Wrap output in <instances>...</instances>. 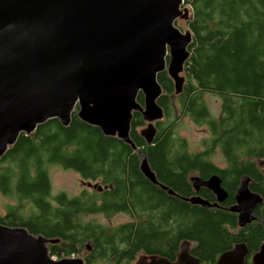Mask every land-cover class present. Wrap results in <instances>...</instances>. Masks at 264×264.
Segmentation results:
<instances>
[{"label": "trees", "instance_id": "obj_1", "mask_svg": "<svg viewBox=\"0 0 264 264\" xmlns=\"http://www.w3.org/2000/svg\"><path fill=\"white\" fill-rule=\"evenodd\" d=\"M192 15L187 20L193 40L184 65L185 83L176 94L166 71L158 74L163 94L158 103L164 117L155 122L150 144L140 134L145 121L134 111L130 136L141 151L117 136L79 118L77 105L69 125L51 118L17 141L0 157V190L18 204L0 214V224L25 226L33 234L59 238L50 254L60 258L91 248L86 264H134L139 253L175 260L182 240L192 242L199 264H212L234 243L244 242L252 252L264 241L259 221L240 228L229 211L241 177L249 176L250 189L262 196L255 209L264 218V0H185ZM221 102L213 115L206 94ZM144 103L143 93L138 99ZM188 117L207 129L201 148L193 150L179 134ZM220 153L224 165L213 161ZM145 156L158 181L177 192L169 194L141 171ZM59 165L97 184L69 197L52 195L49 169ZM208 179L217 174L228 192L221 206L205 208L182 197L198 194L210 201L207 187L198 191L191 176ZM85 181V182H86ZM130 216L106 225L87 220L89 215ZM256 218V219H257Z\"/></svg>", "mask_w": 264, "mask_h": 264}, {"label": "water", "instance_id": "obj_2", "mask_svg": "<svg viewBox=\"0 0 264 264\" xmlns=\"http://www.w3.org/2000/svg\"><path fill=\"white\" fill-rule=\"evenodd\" d=\"M185 0H0V157L21 133H32L51 118L69 125L72 113L117 136L141 154L130 136L134 111L146 126L140 134L154 141L157 120L164 117L158 103L163 87L158 74L166 71L175 93L185 83L184 65L190 56L191 30L175 25L192 11ZM143 93L144 103L137 99ZM141 171L169 194H179L157 180L142 156ZM198 191L207 187L210 201L198 194L182 197L205 208L221 206L228 192L217 174L208 179L191 176ZM241 177L235 202L226 207L237 215L240 228L256 219L262 196ZM96 187L97 184L87 183ZM264 223V218H263ZM59 238L33 234L25 226L0 224V264H86L82 257L55 258L49 244ZM248 248L237 242L214 264H245ZM264 264V242L252 256ZM135 264H199L191 241L182 240L175 260L142 254Z\"/></svg>", "mask_w": 264, "mask_h": 264}, {"label": "rangeland", "instance_id": "obj_3", "mask_svg": "<svg viewBox=\"0 0 264 264\" xmlns=\"http://www.w3.org/2000/svg\"><path fill=\"white\" fill-rule=\"evenodd\" d=\"M182 7H187L190 9V11H192L191 6L188 4L184 3ZM175 25L184 32L189 29L187 21L182 18H178L175 22ZM205 98L212 114L215 116L220 114L221 102L219 97L215 94L207 93ZM145 126L146 124L144 126H141L139 129L141 130ZM179 134L188 139L193 150H199L201 148V140L206 137L208 133L207 129L204 126L196 125L192 120L186 117L184 121H182L181 126L179 127ZM213 161L220 165L225 164L220 153H216L213 156ZM261 164L264 165V161H262ZM49 173L53 196L58 194L59 192H65L69 197H73L79 194L83 189L89 187L87 184L88 181L83 180L77 172L69 169H64L59 165L51 166L49 169ZM16 204H18L17 198L11 195H5L0 190V214H6L8 211V207L10 205ZM86 219L89 221L94 220L96 222L106 225H117L122 222L128 221L130 219V216L121 212L113 214L111 217H107L101 214L89 215ZM90 249H84L81 253L69 255V257L76 256L84 258L86 254L89 253ZM141 255L142 254L139 253V255H137L136 258L133 260V263H136ZM53 257L58 258V256L56 255H53ZM63 257H67V255L63 254L60 258Z\"/></svg>", "mask_w": 264, "mask_h": 264}, {"label": "flooded vegetation", "instance_id": "obj_4", "mask_svg": "<svg viewBox=\"0 0 264 264\" xmlns=\"http://www.w3.org/2000/svg\"><path fill=\"white\" fill-rule=\"evenodd\" d=\"M257 218V217H256ZM259 221V223H261V224H263V226H264V223H263V218H257V219H255V220H253V222L254 221ZM60 242H61V239H60ZM59 242V243H60ZM262 242H264V241H262ZM261 242V243H262ZM261 243H260V245H261ZM247 245V244H246ZM260 245H259V247L257 248V250H255L254 252H252L251 253V251L248 249V255H247V257H246V259H245V264H253L252 263V256L254 255V254H256L257 252H259V250H260ZM247 248H248V246H247ZM88 249H90V248H88ZM191 249H192V242H191ZM141 254H144V253H141ZM139 255V254H138ZM147 255V254H146ZM196 257V256H195ZM197 258V257H196ZM199 259V258H198ZM216 262V261H215ZM135 264V263H134ZM213 264V263H212Z\"/></svg>", "mask_w": 264, "mask_h": 264}, {"label": "bare ground", "instance_id": "obj_5", "mask_svg": "<svg viewBox=\"0 0 264 264\" xmlns=\"http://www.w3.org/2000/svg\"><path fill=\"white\" fill-rule=\"evenodd\" d=\"M245 176H246V175H245ZM218 257H219V256H218ZM217 261H218V258H217L216 262H217ZM216 262H214V263H216ZM214 263H213V264H214Z\"/></svg>", "mask_w": 264, "mask_h": 264}]
</instances>
